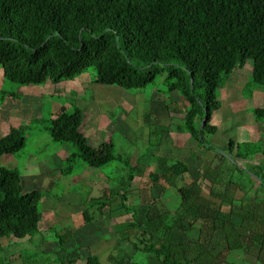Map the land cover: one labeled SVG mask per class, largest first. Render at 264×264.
Instances as JSON below:
<instances>
[{
  "label": "trees",
  "instance_id": "trees-1",
  "mask_svg": "<svg viewBox=\"0 0 264 264\" xmlns=\"http://www.w3.org/2000/svg\"><path fill=\"white\" fill-rule=\"evenodd\" d=\"M249 63L252 85L264 87V0H0L4 80L18 87L42 86L74 81L94 71L93 85L143 91L167 73L166 90L179 93L185 103L183 129L194 144L214 151L219 163L201 172L202 181L210 186L206 193L199 181L187 184L190 167L184 161L157 157V171L148 176L151 188L177 189L180 208L169 211L161 197L128 206V189L138 167L132 158L117 154L113 143L95 147L83 137L86 114L78 106L73 112L63 107L57 114L48 112L12 127L0 139V158L22 151L29 130L42 126L54 143L74 146L67 168L77 161L100 169L112 163L122 166L119 186L112 185L108 197L96 200L95 210L103 212L108 206L111 212L121 210L130 216L115 227L116 234L136 253L147 255V264H246L248 253L255 264H264V198L237 200L243 188L233 176L227 177L223 163L251 162L262 154L263 160L252 161L248 173L260 185L258 196L264 195V152L255 143L231 139L227 158L208 142L218 131L212 122L221 109L218 90L236 69ZM0 95V104L8 96L21 98L16 91H0ZM253 115L257 123L264 122V98ZM145 120L151 124L148 116ZM157 131L164 134L168 129L151 128L150 135ZM42 196L39 189L23 193L19 169L0 165V251L5 238L33 242L41 234ZM93 214L85 213L86 223L95 220ZM194 231L195 239L189 237ZM52 236L59 246L54 257L33 263L29 260L34 256L24 257L22 252L24 264H102L88 249L85 258L80 247L69 249L73 239L69 233ZM125 257L119 253L109 256V261L138 264ZM0 264L11 261L0 258Z\"/></svg>",
  "mask_w": 264,
  "mask_h": 264
},
{
  "label": "crops",
  "instance_id": "crops-1",
  "mask_svg": "<svg viewBox=\"0 0 264 264\" xmlns=\"http://www.w3.org/2000/svg\"><path fill=\"white\" fill-rule=\"evenodd\" d=\"M0 71L2 72V75H4L1 68ZM252 72L253 67L248 64L243 68L236 69L227 85L221 89V109L214 113L212 121L213 124L218 127V131L214 135V138L219 136L221 133L223 121L225 120L226 122H229V124L231 123V125L236 127L238 124L240 125L244 134L243 139H249L253 143L258 141V137L260 135L258 134V125L260 124L256 121L251 122L248 120L246 114L249 109H252L253 111L256 108L263 106L264 92L261 93L254 91L252 96L249 97H245L243 93V89L245 88V86H243L244 81L248 77H251ZM83 76L84 75L74 81H70L72 83L77 82L74 87L71 85L66 86L65 82L59 84L48 82L42 86H35V88L26 91V94L19 93L21 95L20 99L8 96L4 102L0 104V139L5 137L10 132L12 127L28 124L33 120L40 119L43 115H45L46 111L51 112L52 114H57L63 107L69 109L73 102L71 100L68 101L67 99V101H65L62 94L65 95L70 92L73 93V90H75L78 94L88 93L86 91L91 89V85L89 83H92L93 79L85 78ZM75 86L77 87L75 88ZM67 88H69L70 91H68ZM142 92L143 91H135V93L139 94L136 106L134 103L132 105L129 98L127 103L122 100L123 105L127 104V109L121 113L119 123L116 126L120 131L127 133V135L129 132L133 131L132 128L140 132H142L143 128H146L148 130L147 133L150 135L151 128L147 127L145 124L146 116L144 105L146 97L144 92ZM178 96V101L182 103L184 111L186 108L185 103L179 93ZM114 99L117 101L112 92H108L106 95L100 92L95 96L91 94V97L88 99L82 101L78 99L77 102H75V106H85L87 114L81 128V133L85 135L89 143L95 147L99 146L100 144L98 145L97 143L104 139L102 129L105 128L106 124H104L102 128L100 127L103 123L102 117H105L104 115L106 113H110L113 107H115V104H113L115 103ZM154 101H157V105H155ZM154 101H152L153 110H151L149 115L151 117V124L153 125L156 123L158 126L168 129V132L164 133L165 135L163 136L161 143L158 144L157 147L159 149L152 151L151 154L146 155L144 158H140L139 161H135L138 167V172L131 188L128 189V206L132 205L131 201L135 204L132 206H140L143 202L142 197L145 196L144 194L146 191L152 192V199L149 202L154 201L157 197H161V201L165 204V208L166 204L168 205L170 198L166 197V194L170 189H172V187L166 186L164 189H156L151 188V185L149 184L148 189H141V180L145 174L148 177L150 171H157L156 165L154 164L152 166V155H158V157H165L169 159L175 157L176 155V157L184 161L190 167V175L187 178H192V176L195 177L194 170L196 169V171H200L205 157H208L209 159L216 157V153L214 151H208L205 148H200L196 144L186 148L184 143L189 140V136L186 131H184L182 127L183 124H179L176 128L172 129V127L176 126L175 123L177 121L182 122L184 112L181 118L177 117V115H180L179 113L174 116L171 114L172 118L168 124L160 123L158 118H162L164 116L163 114L165 112L163 111L166 110L173 113V110L168 108L166 105V99L164 98L160 99L155 97ZM131 105L132 107H135L130 109ZM134 112H137L136 114L138 117L141 114L142 126L139 123L135 124L134 121L130 120V117ZM153 112H155V114H153ZM137 121L138 118L135 122ZM113 125L115 126L114 123ZM180 134H182V138ZM167 137H170V142L168 148L166 149ZM227 139H230L229 136ZM90 140H92V142ZM179 140L182 141L180 146L179 143L181 141ZM215 140L216 139H214V141ZM168 150L169 153L167 155ZM20 153L21 151L15 155L2 156L0 158V163L2 164L0 165L11 169H19L21 173L23 193L36 189L43 191L41 201L42 219L39 224L41 235L47 234L52 236L53 233L67 232L73 237V239L67 244L69 249L74 250L80 247L81 250H79V254H81L82 251L87 254L85 249H88L91 253L99 256L102 264L103 260L112 264L109 261V256L117 255L119 253H123L126 256V260H129L128 257H131V255L127 252L129 251L131 244L126 241L119 240L115 227L129 221L130 216L125 215L121 210L111 212L108 206L103 210V212L95 210L96 200L109 196L113 178L112 172L107 173L106 171L108 167L103 169L94 168L88 166L82 161H77L71 168H67L66 161L71 155L70 148L67 147L57 146L53 149L52 154L42 160H38L34 156L22 157ZM17 158L23 161V166L21 168H19L21 161ZM253 158L259 159L256 162L254 161L255 163L263 159L260 155L253 156L252 159ZM155 159L156 157L154 160ZM78 162H82V164L80 163V165H78ZM150 166L152 167L149 168ZM209 166L210 164L207 167ZM118 169L120 170L119 167ZM137 180L139 181L138 184H140V186H138V184L136 185L135 182ZM194 180L195 179L192 181ZM192 181L189 183L187 182V184L192 183ZM56 188H60L61 193L56 191ZM175 190L177 191V189ZM131 193L133 194L132 196H130ZM139 202L140 204H138ZM86 212H95V214H93L95 218L93 222L86 223ZM42 241L44 240L42 239ZM20 242L23 241H18L15 237L3 239V252L10 247L16 249V252L13 254L6 252L8 253L7 257H9V255L10 258L15 256L17 257V261H21L22 249ZM44 243L47 245L45 249H49V245L51 243H47V241H44ZM124 243L127 245H123ZM51 245L55 246L52 250L54 253L59 247L58 243L55 241V243H52ZM131 247L133 248L132 245ZM120 248H123L124 250L121 251L122 249L120 250ZM134 252L136 251L134 250ZM81 258H85V256L81 255ZM131 258L132 262H136L138 264L141 263L140 258L136 253ZM7 259L8 261H11L9 258ZM55 264H57V262ZM78 264H83V262L81 261Z\"/></svg>",
  "mask_w": 264,
  "mask_h": 264
},
{
  "label": "rangeland",
  "instance_id": "rangeland-1",
  "mask_svg": "<svg viewBox=\"0 0 264 264\" xmlns=\"http://www.w3.org/2000/svg\"><path fill=\"white\" fill-rule=\"evenodd\" d=\"M248 65H251V64L249 63ZM83 77L89 78V79H94L95 72L91 71V72L85 74ZM166 79H167V73L159 76L154 85H150L148 88L143 90L144 95L146 97L145 105H144L145 116H148L149 120L151 119V117L149 116L150 112H151V110H153L152 109V104H153L152 101H154L155 97L160 98V99L161 98L166 99V105L168 106V108L170 110H173V113L171 111H169L170 113L166 110L163 111V112H165L163 114L164 116L163 117L161 116L162 118L159 117L160 119L158 118L159 122L163 123V124H166V123L168 124L170 122V119L172 118L171 114H173V116H174L175 114L179 113L180 115H177V117L181 118L182 114L184 112L182 103L180 101H178V97H179L178 93L177 92L169 93L166 90ZM65 84H66V86L71 85L74 87V85H76L77 82L72 83V82L68 81V82H65ZM89 84L91 85V89L89 91H86L88 93H82V94L79 93L78 94L75 92V90H73V93L70 92V93L65 94V95L62 94V96H63V98H65V101L71 100L73 102L68 109L70 112H73L74 107H75V102H77L78 99L82 101V100L90 98L91 94H93L95 96V95H97V93H100V92L104 93L105 95L108 92L113 93V96L117 99V101H115V99H114L115 103H113V104H115V107H113V109L110 111V113H106L104 115L105 117H102L103 123L101 124L100 127L102 128V126L104 124H106V125H105V128L102 129L103 130L102 133L104 134V139L102 141H100L99 143H97L98 145L101 144L102 142H111L114 144L117 154L132 158L133 162L139 161L140 158H144V157H146V155L151 154L152 151H156L157 149H159L157 146H158V144L161 143L163 136L165 134H160V132L157 131L153 136H151L147 133L148 130L146 128H143V130L140 129V130H142V132H140L138 130L136 131L135 129L132 128L133 131L129 132L127 135V133L120 131L116 126L119 123V118L121 116V113H123L127 109V107H126L127 104L123 105L122 100H124V102L127 103L128 98H129V100L132 102V105L134 103L136 106L137 99H139V94L135 93V90L128 91V90H124V89L116 87V86H100V85L97 86V85H93L92 83H89ZM243 86L247 87L245 89V93H244L245 97H247V96L249 97V95H250L249 91L251 89H253V93H254V91H258L261 93L264 92V87L252 85L251 77H248L247 79H245ZM76 87L77 86H75V88ZM33 88H35V86H24V87L19 86L18 87L17 85H15L9 81L4 80L2 72L0 71V91H7V92L8 91H14V92L16 91L20 94H26V91H29ZM67 90L70 91L69 88H67ZM218 93H219V95L221 94V89L218 90ZM0 103H1V95H0ZM154 103H155V105H157L156 104L157 101H154ZM132 105H131L130 109L135 107V106L132 107ZM79 107L82 110H85L84 112H85V114H87L85 106H82V107L79 106ZM138 109H139V107H138ZM166 112H168V113H166ZM47 113L48 112L46 111L45 114H47ZM136 113L137 112H134L131 115L130 120L134 121L135 124L139 123L142 126L141 114L138 117V115ZM153 114H155V112H153ZM157 115H159V114H157ZM246 117L251 122L255 121L252 109H249V111L246 114ZM137 118H138V121L135 122L137 120ZM113 123L115 124V126L113 125ZM145 124L149 128H155V130L158 129V127H159L156 123H154L153 125L149 124V121H147V120H146ZM179 124L180 125L183 124V119H182V122L177 121L175 123L176 126L172 127V129L176 128L177 125H179ZM252 124H254V123H252ZM259 124L260 125H258L259 126L258 127V130H259L258 134H260V135L258 137V141L255 142V144H256V146L261 147V149L264 152V122L259 123ZM254 125H256V124H254ZM227 126H229V127H227ZM182 127H183V125H182ZM41 128H43V127L38 125V127L29 130V132L27 133L26 146L20 153V155L22 157L23 156L24 157L34 156L38 160H42V159L47 158L50 154H52L53 149L56 148L57 146L70 148L71 154L76 152V150L72 144H56V143H54L51 140L49 133L47 131H45L44 128L41 130ZM150 134H151V129H150ZM181 135L182 134H180V136ZM228 136L230 138L229 140L227 139ZM243 136H244L243 130L239 124L236 127L234 125H231V123L229 124V122H226L224 120L223 125H222V129H221V133L219 134V136H217L216 138H214V136H211L208 139V142L211 145L215 146V148H217L216 149L217 152L225 155L227 158H230V156H229V154H230L229 141L231 139H233L236 143H253L249 139H246V138L243 139ZM83 137L87 138L85 135H83ZM181 138H182V136H181ZM214 139H216V140L214 141ZM90 141L92 142V140H90ZM179 141H181V140H179ZM169 142H170V137H167L166 138V143H167L166 149L169 146ZM151 143L156 144V146L152 147L150 145ZM180 144H182V141L179 143V146H180ZM192 145H194V143L191 139H189L187 142L184 143V146L186 148H189ZM168 153H169V150L167 152V155H168ZM153 154H155V153H153ZM260 156L263 157L262 154H260ZM155 157L157 158L158 155H156V156L152 155L151 156V161H153L152 166L155 164V162H154ZM203 159H204V156H203ZM18 160L21 161V164L19 167V168H21L23 166V161L20 159H18ZM258 160L259 159H256V158H253V159L250 158L251 162H244L243 160H237V162L227 160V161L223 162L224 163V171L226 169L227 177L233 176L234 181H238L243 188L237 192V194H236L237 200L255 201L258 197H260V199L264 198V195H262V194H260V196H258V191H259L260 185L255 180H253L252 176H250L248 173L249 170H252V167H253V165L250 163H252V161L256 162ZM80 163L82 164V162H78V165H80ZM218 163H219V160L216 157L213 159H209L208 157H205L203 166H202V168H200V171H196V169H195L194 170V176L195 177L192 176V178H187L188 181L186 180V182L189 183L193 179H195L196 181H199L203 185V188H204L206 193L209 192L210 186L205 181H202L201 172L204 171L209 164L211 167H214ZM0 164H2V163H0ZM118 167L121 168L122 166L120 164H117V163H112L106 169L107 173L112 172V178L115 179L114 181L112 179L111 185L119 186V184H120L119 178H121L123 173L118 169ZM238 167H240V169H242V172L239 170ZM247 168H249V169H247ZM230 170H231V174L229 175L228 171H230ZM150 172H154V171H150ZM135 183L137 185L139 183V181L137 180ZM149 184H150L149 178L145 174V176L141 180V189L142 188L148 189ZM138 186H140V184H138ZM56 191L61 193L60 188L59 189L56 188ZM132 195L133 194L131 193L130 196H132ZM144 195L145 196H143V197L141 196L142 201L144 203H148L152 199V192L146 191ZM166 197L170 198L168 205L166 204V208H168L172 212H177L178 209L180 208L181 196L178 194V192L175 189L172 188L167 192ZM131 204L135 205L134 203H132V201H131ZM138 204H140V202ZM40 207H41V205H40ZM41 211H42V208H41ZM196 236H197L196 231L191 232L189 234L190 238L195 239ZM42 239L46 240L47 243H51V244L55 243L53 236L47 235V234L37 235L36 238L34 239V242H29L28 240H23V242H20L22 252L25 253L24 257L28 256V255L34 256L35 259L29 260L30 262H33V263L48 262L49 258L52 259L54 257V253L52 252V250H53V247H55V246L50 244L49 249H45V247L47 245L45 244L46 242L44 243V241H42ZM123 245L126 246L127 244L124 243ZM120 250L123 251L124 249L120 248ZM6 252H8L9 254H13L16 252V249H14L13 247H10V248H7L4 252H3V250L0 251V258L1 259L8 261L7 258H9L11 260V264H24V261H25L24 258H22L21 261H19V260L17 261V257H15V256H12L10 258V255H9V257H7L8 253H6ZM127 253L129 255H131V257H132L136 252H134L133 248L130 245V249ZM136 254L140 258V261H141V263L139 261L140 264H147V262H148V256L147 255L139 254V253H136ZM80 255L86 256L84 251H82ZM131 257H128V259L132 260ZM27 263L28 262H26V264ZM103 264H109V263L106 260H103ZM246 264H255V258L250 253H248L246 256Z\"/></svg>",
  "mask_w": 264,
  "mask_h": 264
},
{
  "label": "water",
  "instance_id": "water-1",
  "mask_svg": "<svg viewBox=\"0 0 264 264\" xmlns=\"http://www.w3.org/2000/svg\"><path fill=\"white\" fill-rule=\"evenodd\" d=\"M207 123V116L203 119L201 128H203L205 126V124Z\"/></svg>",
  "mask_w": 264,
  "mask_h": 264
}]
</instances>
